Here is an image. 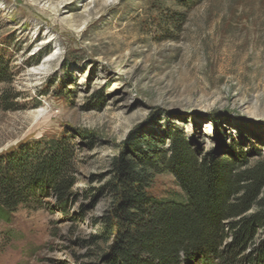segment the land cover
I'll list each match as a JSON object with an SVG mask.
<instances>
[{
	"label": "rangeland",
	"instance_id": "1",
	"mask_svg": "<svg viewBox=\"0 0 264 264\" xmlns=\"http://www.w3.org/2000/svg\"><path fill=\"white\" fill-rule=\"evenodd\" d=\"M0 57V156L64 141L73 178L64 203L0 222V264H102L114 167L145 143L166 161L177 134L198 159L264 166V0H0ZM150 177V195L179 193Z\"/></svg>",
	"mask_w": 264,
	"mask_h": 264
},
{
	"label": "trees",
	"instance_id": "2",
	"mask_svg": "<svg viewBox=\"0 0 264 264\" xmlns=\"http://www.w3.org/2000/svg\"><path fill=\"white\" fill-rule=\"evenodd\" d=\"M5 74L0 57V83ZM144 145L150 154L143 151L114 167L116 205L94 238L113 237L102 264H181L182 258L186 264L194 258L204 264H264V240L254 243L255 233L264 232V166L240 170L232 160L198 159L177 134L166 161L151 143ZM70 159L68 144L60 140L32 141L1 155L0 222L11 223L19 210L39 209L49 195L64 203L73 186ZM162 170L172 173L179 193L149 194L150 175Z\"/></svg>",
	"mask_w": 264,
	"mask_h": 264
}]
</instances>
